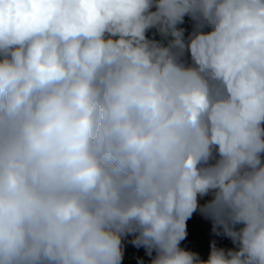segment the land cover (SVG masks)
Instances as JSON below:
<instances>
[{"label": "clouds", "instance_id": "clouds-1", "mask_svg": "<svg viewBox=\"0 0 264 264\" xmlns=\"http://www.w3.org/2000/svg\"><path fill=\"white\" fill-rule=\"evenodd\" d=\"M129 244L264 264V0H0V264Z\"/></svg>", "mask_w": 264, "mask_h": 264}, {"label": "crops", "instance_id": "crops-1", "mask_svg": "<svg viewBox=\"0 0 264 264\" xmlns=\"http://www.w3.org/2000/svg\"><path fill=\"white\" fill-rule=\"evenodd\" d=\"M201 203H203V201H201ZM199 220L202 222L203 225H206L207 220L204 219L201 215L199 216ZM212 240H216L217 242V246L218 247H224V248H231L233 247L230 239L226 238V237H209L206 236L204 237V241L201 242L199 240V238H191V239H186L185 241L182 242L181 246H190L191 249L193 251L198 252L200 247L202 245H206L208 250H210L209 245H210V241ZM137 257H143L145 258V264H147L148 261V257L145 256L143 249L137 250L134 247H132L130 244L127 246V251L125 253V262L124 264H136V258Z\"/></svg>", "mask_w": 264, "mask_h": 264}, {"label": "built area", "instance_id": "built-area-1", "mask_svg": "<svg viewBox=\"0 0 264 264\" xmlns=\"http://www.w3.org/2000/svg\"><path fill=\"white\" fill-rule=\"evenodd\" d=\"M199 213L193 215V217L187 222L188 225V237L187 239L191 238H199L201 242L204 241V237H214L211 233V222L207 220V224L203 225L202 222L199 220ZM186 249H191L190 246H184ZM201 255L202 259H207L209 250L206 245H202L198 251ZM145 259V258H144Z\"/></svg>", "mask_w": 264, "mask_h": 264}, {"label": "trees", "instance_id": "trees-1", "mask_svg": "<svg viewBox=\"0 0 264 264\" xmlns=\"http://www.w3.org/2000/svg\"><path fill=\"white\" fill-rule=\"evenodd\" d=\"M182 26L191 30V22L187 18L185 19V24Z\"/></svg>", "mask_w": 264, "mask_h": 264}]
</instances>
